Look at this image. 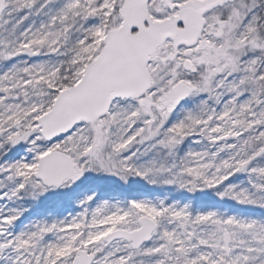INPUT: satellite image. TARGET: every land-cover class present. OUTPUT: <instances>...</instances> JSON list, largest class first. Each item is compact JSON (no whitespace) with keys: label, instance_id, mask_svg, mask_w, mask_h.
Returning a JSON list of instances; mask_svg holds the SVG:
<instances>
[{"label":"snow or ice","instance_id":"1","mask_svg":"<svg viewBox=\"0 0 264 264\" xmlns=\"http://www.w3.org/2000/svg\"><path fill=\"white\" fill-rule=\"evenodd\" d=\"M0 264H264V0H0Z\"/></svg>","mask_w":264,"mask_h":264}]
</instances>
